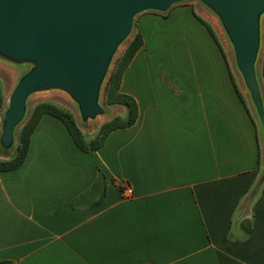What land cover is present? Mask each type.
I'll use <instances>...</instances> for the list:
<instances>
[{
  "label": "crops",
  "instance_id": "obj_1",
  "mask_svg": "<svg viewBox=\"0 0 264 264\" xmlns=\"http://www.w3.org/2000/svg\"><path fill=\"white\" fill-rule=\"evenodd\" d=\"M193 3L135 18L142 45L119 86L134 123L84 152L59 119L40 117L24 162L0 171V262L264 264L258 121ZM258 58L264 89L263 37Z\"/></svg>",
  "mask_w": 264,
  "mask_h": 264
},
{
  "label": "water",
  "instance_id": "obj_2",
  "mask_svg": "<svg viewBox=\"0 0 264 264\" xmlns=\"http://www.w3.org/2000/svg\"><path fill=\"white\" fill-rule=\"evenodd\" d=\"M192 0H0V59L26 66L0 114V150L9 157L28 98L60 91L76 105L81 123L106 114L100 99L120 46L137 15L165 13ZM214 15L249 95L264 146V96L257 73L264 0H194Z\"/></svg>",
  "mask_w": 264,
  "mask_h": 264
},
{
  "label": "trees",
  "instance_id": "obj_3",
  "mask_svg": "<svg viewBox=\"0 0 264 264\" xmlns=\"http://www.w3.org/2000/svg\"><path fill=\"white\" fill-rule=\"evenodd\" d=\"M195 16L206 25L211 36L217 42L211 27L200 17ZM141 45V33L138 29H135L123 52L114 60L102 90V106H123L125 108V117L122 118L115 115L109 118L99 126L93 137L87 138L86 134L78 126L76 117L70 109L53 101H39L28 110L27 116L18 131L14 152L9 157H0V171L14 170L24 162L30 135L43 114H49L59 119L66 127L75 145L84 152H91L101 147L112 130L127 127L134 123L138 113L136 102L130 96L121 93L119 86L126 66ZM4 102V93L0 84V112L3 109ZM98 179H103V175L100 172L98 173ZM0 264L8 263L0 262Z\"/></svg>",
  "mask_w": 264,
  "mask_h": 264
},
{
  "label": "rangeland",
  "instance_id": "obj_4",
  "mask_svg": "<svg viewBox=\"0 0 264 264\" xmlns=\"http://www.w3.org/2000/svg\"><path fill=\"white\" fill-rule=\"evenodd\" d=\"M193 4H195L194 5L195 8L197 10H199V8L201 6L200 3L198 1H195V3H193ZM209 16L210 17H208V22L211 23L215 32L217 34H219V36L221 38L220 40L224 41V43H225L224 46L227 50V54H228V58H229V61L231 63V66L234 68L233 70H234L235 74L236 73L238 74V71L236 70L235 64H234L232 49H231L228 41L226 40L225 35L223 34V31L221 29L219 21L214 15H212L210 13H209ZM134 24H135V21H134ZM261 26H262V37L264 38V15L262 17ZM135 29H136V24L134 25L132 32ZM131 35H132V33L130 34L129 38L120 46L117 54L115 55L114 60L123 52V50L125 49L127 42L129 41ZM26 68H27L26 66H14V65L9 64V63L0 59V84L2 86V90H3V93L5 95V102H4L3 109L6 106L7 98L9 96L10 92L12 91L17 79L25 71ZM257 73H258V77H260V58H258V61H257ZM237 74H236V76H237ZM260 83H261V80H260ZM241 86H242V89L245 90L243 84ZM261 87H262V84H261ZM262 91L264 93L263 87H262ZM245 95H246L248 102L251 105L250 98H249V95L246 92V90H245ZM44 100L56 102L60 105L65 106L66 108L70 109L76 117V122H77L78 126H80V128L84 131L87 138L89 137L90 134H95L96 131L98 130L99 126L104 121L108 120L109 118H111L115 115H118L122 118L125 117V112H123L121 109V108L125 109L123 106H120V105H112V106H107V107L102 106L105 109L106 114L98 116L95 120L88 121L86 123H81V119L79 118V114H78V110H77L76 105L69 99V97L66 94H64L60 91H47V92H40V93H35V94L31 95L27 100L28 110L35 103H37L39 101H44ZM100 102L102 104V98L100 99ZM254 115H255V112H254ZM255 117H256V115H255ZM256 120H257V117H256ZM22 123L16 128V137H17L18 131H19ZM16 142H17V138H16ZM0 154H2L1 150H0Z\"/></svg>",
  "mask_w": 264,
  "mask_h": 264
},
{
  "label": "built area",
  "instance_id": "obj_5",
  "mask_svg": "<svg viewBox=\"0 0 264 264\" xmlns=\"http://www.w3.org/2000/svg\"><path fill=\"white\" fill-rule=\"evenodd\" d=\"M120 192L122 198H130L133 194L132 188L128 185L122 186V188H120ZM143 264H149V263H143Z\"/></svg>",
  "mask_w": 264,
  "mask_h": 264
}]
</instances>
